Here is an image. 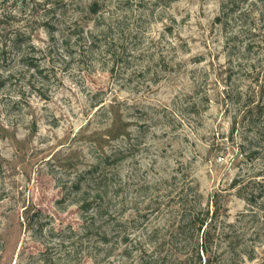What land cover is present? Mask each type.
Wrapping results in <instances>:
<instances>
[{"label": "rangeland", "instance_id": "rangeland-1", "mask_svg": "<svg viewBox=\"0 0 264 264\" xmlns=\"http://www.w3.org/2000/svg\"><path fill=\"white\" fill-rule=\"evenodd\" d=\"M0 264H264V0H0Z\"/></svg>", "mask_w": 264, "mask_h": 264}, {"label": "trees", "instance_id": "trees-1", "mask_svg": "<svg viewBox=\"0 0 264 264\" xmlns=\"http://www.w3.org/2000/svg\"><path fill=\"white\" fill-rule=\"evenodd\" d=\"M32 66V65H30ZM248 203L254 204V200L247 198ZM82 206H85L86 209L90 207V204H83ZM214 214V213H213ZM208 215L209 213L207 212L206 215L201 216V214L198 212L195 214L190 213L189 217L184 214V216H181L182 220L181 223L178 225L177 230L179 233H184L186 230H189V228H195L198 232L203 231V236H202V244H201V251H206L208 253V242H209V231L206 232V228L209 225L208 222ZM199 252V251H198Z\"/></svg>", "mask_w": 264, "mask_h": 264}]
</instances>
